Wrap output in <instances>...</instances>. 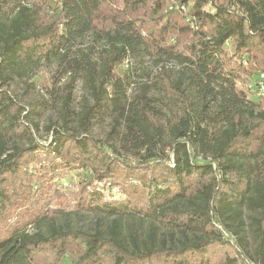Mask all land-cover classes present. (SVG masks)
<instances>
[{
    "label": "trees",
    "instance_id": "1",
    "mask_svg": "<svg viewBox=\"0 0 264 264\" xmlns=\"http://www.w3.org/2000/svg\"><path fill=\"white\" fill-rule=\"evenodd\" d=\"M166 1L0 0V176L27 154L32 168L44 161L25 178L31 200L33 182L67 169L80 193L68 212L109 220L88 232L57 224L69 213L42 216L45 231L0 237V264H35L39 249L68 240L82 243L78 264H99L104 249L112 264H207L206 250L229 242L238 258L224 264H264V0ZM51 64L59 76L41 104L60 106L61 126L50 122L41 144L37 112L10 87ZM105 119L106 140L92 139ZM17 136L28 144H11Z\"/></svg>",
    "mask_w": 264,
    "mask_h": 264
},
{
    "label": "rangeland",
    "instance_id": "2",
    "mask_svg": "<svg viewBox=\"0 0 264 264\" xmlns=\"http://www.w3.org/2000/svg\"><path fill=\"white\" fill-rule=\"evenodd\" d=\"M172 1L173 0H167L165 7H168L169 9V5ZM157 16L158 15H152L153 19ZM147 22L149 23L148 25L153 23L150 13ZM189 39L188 35H180L179 42L186 43L187 41H190ZM229 48L230 43L226 45V49L228 50ZM149 64L150 63H148V66H150ZM57 76H59V70L56 64L45 65L41 66L32 75V79H29L24 83H12L10 87L11 95L16 99L22 109L31 110L34 111V113L37 112L36 115L31 116L32 121H34L38 127V130L35 132V143L47 144L51 141V134H49L47 130L50 122H54V127L56 129L61 126L60 106L57 104L56 106L53 105L52 99L49 100L48 105L41 104L44 99H49L47 93L51 89L53 90ZM28 84L32 85V87H27ZM133 90L134 88H131V92ZM83 94L81 83L77 82L73 92L74 100L72 103V108L75 111H78L80 107ZM109 124V119L94 123L87 133L94 140L105 141L109 131ZM14 143H17L19 146L26 145L28 144V139L25 136H17L13 139L11 144ZM29 157L31 156L27 154L22 160H20L21 165H19L18 171L7 173L6 176H0V190L4 191L7 195V200L0 204L2 206L0 209V237L11 232L21 233L24 231L28 234H34L40 231H45L49 219L43 221L40 217L54 216L57 211L69 213L65 217L56 216L55 220L57 221V224L67 222L66 224L75 230L79 229L92 232L96 228H104L107 225L109 220L104 217L103 213L97 210L88 209L80 213L68 212L75 210V203L78 202L76 199H78L77 197L80 193L78 187L73 185L77 183H75L77 179L72 182L73 184L68 182L69 178L67 177H69L70 174L65 172L69 171L67 169H63V173L62 171L58 173L61 175L58 177V181H55V184L52 183L51 185L38 189L33 182L31 188V193L33 195L30 200L28 198L30 184H26L25 178L31 173L36 175V171L34 170L37 169L38 171V168H40V166L42 167L44 161L40 164L39 161L41 159H38L39 163L37 162L34 168H32L31 165L33 164L31 160H29ZM60 166L63 167L66 165L64 164ZM2 177H5L6 181L1 180ZM20 182H22L21 186L23 188L19 189V192L17 190L11 192L9 188L10 183L18 184ZM113 195L106 194L109 199L117 201L119 200V197H122V194H120L121 196H118V194L117 196ZM29 215L33 217H30ZM82 247V243L78 244L77 242L74 243L68 240L63 248V245L60 242H57L53 245L39 249L37 253L34 254V262L35 264H78L77 261L79 260L80 255L83 254ZM104 251L105 249L101 254L102 258L99 264H112L111 258H109L108 254ZM236 253L233 244L229 242V244H216L210 246L203 257L207 261V264H224L226 259L238 258ZM238 262L239 261L237 260V263Z\"/></svg>",
    "mask_w": 264,
    "mask_h": 264
},
{
    "label": "built area",
    "instance_id": "3",
    "mask_svg": "<svg viewBox=\"0 0 264 264\" xmlns=\"http://www.w3.org/2000/svg\"><path fill=\"white\" fill-rule=\"evenodd\" d=\"M260 78L263 80L264 79L263 75H261ZM256 96L264 98V82L263 81H260L258 85ZM105 192H106L105 194L113 195L115 193L113 196H117V194L118 196H120L119 191H117V189L115 188H107Z\"/></svg>",
    "mask_w": 264,
    "mask_h": 264
}]
</instances>
